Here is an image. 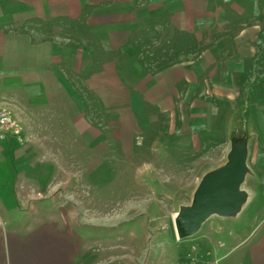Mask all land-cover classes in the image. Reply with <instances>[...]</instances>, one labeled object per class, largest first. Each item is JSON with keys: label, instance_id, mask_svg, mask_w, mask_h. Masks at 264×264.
Wrapping results in <instances>:
<instances>
[{"label": "crops", "instance_id": "crops-1", "mask_svg": "<svg viewBox=\"0 0 264 264\" xmlns=\"http://www.w3.org/2000/svg\"><path fill=\"white\" fill-rule=\"evenodd\" d=\"M1 106L24 135L5 148L39 173L8 177L0 157V264H137L89 261L71 210L35 205L42 192L18 189L53 165L37 153L49 139L38 133L55 124L103 152L166 116L175 142L194 151L229 143L248 180L264 182V0H0ZM243 235L220 264H264V223Z\"/></svg>", "mask_w": 264, "mask_h": 264}, {"label": "rangeland", "instance_id": "rangeland-1", "mask_svg": "<svg viewBox=\"0 0 264 264\" xmlns=\"http://www.w3.org/2000/svg\"><path fill=\"white\" fill-rule=\"evenodd\" d=\"M53 117L36 113L35 120L50 122ZM155 121L156 126L146 118L129 141L103 152L85 143L73 144L66 128L60 132L50 123L44 135L38 133L42 140L49 137L48 149L37 153L45 154L53 165L40 171L47 175L42 182L20 179L18 189L32 195L42 192L35 205L71 210L89 261L104 255L105 263L134 259L137 264H220L219 256H235L243 234L264 223V182L249 181L247 167L237 208L229 214L213 211L197 232L180 237L176 220L181 207L190 206L203 179L229 160V143L194 151L190 143L175 142L170 118ZM10 141V137L1 141L0 154L11 165L5 168L8 177L25 173L23 168L36 176L38 167L16 166L14 152L5 148ZM210 255L214 261H208ZM221 264L229 263L224 259Z\"/></svg>", "mask_w": 264, "mask_h": 264}, {"label": "water", "instance_id": "water-1", "mask_svg": "<svg viewBox=\"0 0 264 264\" xmlns=\"http://www.w3.org/2000/svg\"><path fill=\"white\" fill-rule=\"evenodd\" d=\"M247 165L240 150L233 151L229 161L210 172L197 189L190 206H182L176 227L180 237L191 236L198 231L207 217L216 210L226 214L237 208L242 200L241 183Z\"/></svg>", "mask_w": 264, "mask_h": 264}, {"label": "built area", "instance_id": "built-area-1", "mask_svg": "<svg viewBox=\"0 0 264 264\" xmlns=\"http://www.w3.org/2000/svg\"><path fill=\"white\" fill-rule=\"evenodd\" d=\"M16 138L21 144L24 143L23 126L7 107H0V153L3 151L1 141L8 138Z\"/></svg>", "mask_w": 264, "mask_h": 264}, {"label": "bare ground", "instance_id": "bare-ground-1", "mask_svg": "<svg viewBox=\"0 0 264 264\" xmlns=\"http://www.w3.org/2000/svg\"><path fill=\"white\" fill-rule=\"evenodd\" d=\"M243 200V198H241ZM241 201V200H240Z\"/></svg>", "mask_w": 264, "mask_h": 264}]
</instances>
